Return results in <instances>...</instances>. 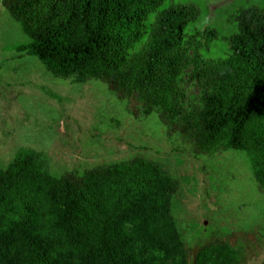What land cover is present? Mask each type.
Masks as SVG:
<instances>
[{
    "label": "trees",
    "instance_id": "16d2710c",
    "mask_svg": "<svg viewBox=\"0 0 264 264\" xmlns=\"http://www.w3.org/2000/svg\"><path fill=\"white\" fill-rule=\"evenodd\" d=\"M167 0H3L29 41L14 50L38 58L55 78L100 82L120 99L138 92L168 137L195 156L246 151L264 192V7L238 10V33L223 57L207 58L217 34L186 29L195 5L149 15ZM191 67V71L188 69ZM187 77L199 94L187 103ZM46 156L27 149L0 169V264H145L143 243L162 258L176 232L178 179L143 158L57 178ZM194 264H245L243 251L215 246Z\"/></svg>",
    "mask_w": 264,
    "mask_h": 264
},
{
    "label": "rangeland",
    "instance_id": "374dc122",
    "mask_svg": "<svg viewBox=\"0 0 264 264\" xmlns=\"http://www.w3.org/2000/svg\"><path fill=\"white\" fill-rule=\"evenodd\" d=\"M0 0V169L27 149L47 157L49 173L84 175L97 167L143 158L178 179L171 200L176 232L162 258L152 259L143 243L131 256L145 264H194L199 252L215 246L243 251L245 264H264V192L255 181L242 149L195 156L181 136L168 137L156 114L144 116L138 92L120 99L100 82L73 84L53 77L42 62L14 47L29 41ZM195 5L200 14L186 29L217 34L207 58L223 57L228 39L238 33V10L264 0H167L164 9ZM191 71V67L188 69ZM190 97L197 84L185 77ZM70 258L69 264H75Z\"/></svg>",
    "mask_w": 264,
    "mask_h": 264
}]
</instances>
